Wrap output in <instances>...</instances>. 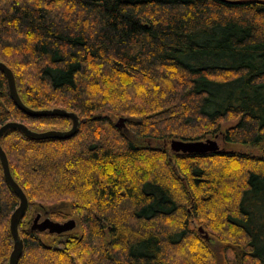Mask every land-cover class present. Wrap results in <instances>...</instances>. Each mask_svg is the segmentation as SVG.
Wrapping results in <instances>:
<instances>
[{
  "label": "trees",
  "instance_id": "1",
  "mask_svg": "<svg viewBox=\"0 0 264 264\" xmlns=\"http://www.w3.org/2000/svg\"><path fill=\"white\" fill-rule=\"evenodd\" d=\"M0 61L26 106L79 117L66 140L33 141L17 130L0 140L28 199L17 264H176L193 240L186 218L223 201L222 182L195 162L235 154L178 153L176 174L164 143L199 141L234 121L225 143L264 149V0H0ZM104 112L126 115L128 134ZM8 121L36 132L72 125L23 114L0 71V126ZM255 168L241 184L234 177L217 256L199 247L190 264H264V167ZM18 202L0 166V264L13 249ZM36 203L63 204L80 233L31 230Z\"/></svg>",
  "mask_w": 264,
  "mask_h": 264
},
{
  "label": "rangeland",
  "instance_id": "2",
  "mask_svg": "<svg viewBox=\"0 0 264 264\" xmlns=\"http://www.w3.org/2000/svg\"><path fill=\"white\" fill-rule=\"evenodd\" d=\"M56 6L57 5H55V7ZM28 73L29 71L27 70L23 71V74L25 76H28ZM22 77H23L22 83L24 82L30 83V81L27 78H24V76ZM123 116H126V115H123ZM123 116L122 115H118V116L112 115L111 117L114 122H117L118 119ZM234 123H235L234 121H226L221 125V130L219 131L218 134L214 136H207L204 139L199 140V141H205L207 139L214 140L218 143L220 151H224V152L235 154V155H232L234 156V158L232 159L226 158V157L220 158V159L210 157V158H202V159H199V161L195 162L197 164H200L199 166L201 168L206 169L207 173L209 172L211 174L212 179L218 182H222L220 183V186L217 185L216 187L218 188L219 192H221V197L223 201L219 202L216 205L214 204L210 207L208 206V209L206 212L208 215L207 216L205 215V217L200 216V218L196 220L193 215L191 216L189 214V217L186 218V220L188 221L187 225L191 229V232L193 233L192 235L193 240L190 239V241L186 243L185 246L182 247L181 249L182 251L179 254L181 255L180 258L174 260V263L176 264L193 263L194 260H192V258L195 259L196 257L199 256V253H198L200 251L199 247L206 248L210 252L215 253V257L217 256V253H219L217 248L222 247L224 245V241L228 238V237L227 238L225 237L224 232H223L224 229L220 227L219 221H220L221 215L223 214L222 213V209H224L223 205L228 203L227 201L230 202V200L227 198L235 197V191L237 188V184L235 185V183H232L233 180L235 179L234 177H236V181L234 182L241 184L243 181V172L245 173L246 171H248V169H251V170L256 169L255 167L257 168L264 167V158H263L264 149L253 148V147L249 148V147L241 146L238 144H228L223 141V133L225 132L227 128L233 126ZM45 129L47 130V129H57V128L55 127L42 128V130H45ZM120 129L124 133L128 134L127 126L125 124H124V127H120ZM171 141L172 140H167L164 143L163 147H165V150L167 151L166 156H167V159H169V162L171 163L174 172L176 174H179L178 169L174 164V162L176 161L175 155L178 153H175L171 150L170 148ZM243 156L245 157L244 159H242ZM259 158H263V159L258 160ZM187 163L188 162H181L179 164V167L181 168V173H183L184 175L186 173L184 165ZM167 172L169 171L167 170ZM224 177L226 181L223 180ZM179 179L181 180L179 181L184 186L183 188H185L186 192L189 193V195L191 194V196H193L191 189L189 188L187 189V185L185 181L186 179L184 178L181 179V177H179ZM193 199H194V196H193ZM62 205L63 204L59 205V203L57 204L52 203L51 205L44 204L43 207L41 208L40 205L36 203L30 208L29 212L27 213L28 214L27 221L28 220L30 221L31 219H33L37 213L42 212L43 214L47 210L46 212H52L53 215H46L47 216L46 218H49L50 220L54 222H59V223L66 222L68 220H73L76 223V227L71 231L74 233H80V230H79L80 228L78 226L80 224L79 219L75 217L69 209H66V208L64 209ZM186 210L188 212V209ZM171 224H173V222ZM173 226H175V224H173ZM222 262L223 261H221V263Z\"/></svg>",
  "mask_w": 264,
  "mask_h": 264
},
{
  "label": "water",
  "instance_id": "3",
  "mask_svg": "<svg viewBox=\"0 0 264 264\" xmlns=\"http://www.w3.org/2000/svg\"><path fill=\"white\" fill-rule=\"evenodd\" d=\"M0 71L3 73L8 87V92L11 100L14 105L26 116L42 118V117H63L71 120L72 125L69 130H48L44 132H36L28 128L25 124L17 121H8L0 126V140L2 136L8 130H17L21 132L27 139L33 141H42V140H66L73 137L79 126V117L77 114L71 111H67L62 108H52V109H39L35 110L26 106L16 89L15 78L11 69L0 61ZM103 117H111L112 115L104 112ZM126 118H119L117 122H114V125L117 128L124 127ZM170 148L175 153L182 154H208V153H217L220 151L219 145L216 141L207 139L205 141H179L172 140ZM0 166L2 169V175L5 183L17 196L19 202L18 206L12 212L9 219V231L13 241V249L9 256L8 264H17L19 258L23 252V241L19 233V224L24 218L26 211L28 209V199L17 184V182L12 177L9 168L8 158L5 151L0 144ZM39 216L33 220L31 225V230L37 231L39 233L48 232L49 234H63L69 232L75 228V222L73 220H68L63 223L54 222L49 218H45L43 221L38 222Z\"/></svg>",
  "mask_w": 264,
  "mask_h": 264
},
{
  "label": "flooded vegetation",
  "instance_id": "4",
  "mask_svg": "<svg viewBox=\"0 0 264 264\" xmlns=\"http://www.w3.org/2000/svg\"><path fill=\"white\" fill-rule=\"evenodd\" d=\"M43 214H44V215H43ZM43 214H42V212L37 213L33 219H31L30 221L28 220V225H29V227L31 228V225L33 224V220H34L37 216H39V218H38V222H41V221H43V220L47 217L46 215H49V213L46 212V211H45ZM75 227H76V223H75Z\"/></svg>",
  "mask_w": 264,
  "mask_h": 264
}]
</instances>
